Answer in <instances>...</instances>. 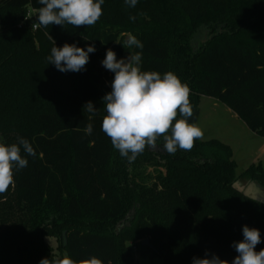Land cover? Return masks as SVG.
I'll return each instance as SVG.
<instances>
[{
	"label": "trees",
	"instance_id": "obj_1",
	"mask_svg": "<svg viewBox=\"0 0 264 264\" xmlns=\"http://www.w3.org/2000/svg\"><path fill=\"white\" fill-rule=\"evenodd\" d=\"M27 7L38 12L41 5L0 0V137L8 145L23 137L36 152L0 195V264L50 259L48 238L75 260L96 256L103 264H133L134 244L158 264H193L206 252L231 264L245 225L259 229L256 251L264 249L260 166L237 175L230 148L219 141L198 139L171 155L162 138L130 163L101 127L114 73L87 63L71 77L47 60L54 42L93 45L90 59L108 49L118 60L142 52V71H171L190 88L189 123L207 97L264 139V0H138L131 8L104 0L94 26L67 25L61 35L58 25L15 29V15ZM198 31L207 38L195 43ZM129 34L143 49L124 47ZM89 101L99 109L91 120L83 110ZM247 183L259 187L256 197L244 192Z\"/></svg>",
	"mask_w": 264,
	"mask_h": 264
},
{
	"label": "clouds",
	"instance_id": "obj_2",
	"mask_svg": "<svg viewBox=\"0 0 264 264\" xmlns=\"http://www.w3.org/2000/svg\"><path fill=\"white\" fill-rule=\"evenodd\" d=\"M37 23L48 27L65 24L75 28L94 26L103 14L104 0H38ZM128 7H135L138 0H125ZM135 21V16H130ZM85 39V38H84ZM129 49H143L144 45L129 34L124 42ZM93 45L87 49L76 44L65 43L51 48L47 57L49 64L60 72H81L89 62V53L95 52ZM142 52L129 53L126 58L117 59L116 53L108 49L102 61L103 67L114 73L111 91L103 98L106 115L102 119V131L110 138L114 149L130 163L146 148H157L158 139L163 140V149L171 155L177 150L190 151L195 141L203 138L202 129L189 123L193 116L190 103V88L173 72L161 74L157 71L141 70ZM91 120L99 109L91 101L83 108ZM90 135L92 123L84 129ZM22 152L24 155H22ZM27 156H36L32 144L23 137L10 145L0 142V195L14 186L15 172L28 165ZM243 240L233 242L237 255L231 264H264V249L256 251L261 243L260 231L245 225ZM39 264H103L96 256L75 260L69 255L42 258ZM193 264H230L216 254L205 253L203 258H193Z\"/></svg>",
	"mask_w": 264,
	"mask_h": 264
},
{
	"label": "rangeland",
	"instance_id": "obj_3",
	"mask_svg": "<svg viewBox=\"0 0 264 264\" xmlns=\"http://www.w3.org/2000/svg\"><path fill=\"white\" fill-rule=\"evenodd\" d=\"M38 12L27 7L22 14H17L16 21H14V28L21 30L25 26L31 27V31H34V26L37 30L40 25L37 23ZM59 26V25H58ZM67 28V24L64 27H54L55 33L61 35L63 30ZM207 38L206 31H198L195 35V43H199ZM104 58H89L88 63H95L96 65L103 67L102 61ZM71 77H77L79 72H68ZM54 85L50 77L47 78ZM76 103V99L72 98V104ZM199 116L196 124L202 129L204 135L201 141L216 140L227 145L232 154V160L236 164V174L240 175L249 167L260 166L264 173V139L250 132L246 126L223 104L220 102L201 97L199 100ZM1 136V135H0ZM4 138L0 137V142H3ZM4 143V142H3ZM244 192L250 196L256 197L259 193V187L254 183H247L244 188ZM47 244L53 249L55 255L63 256L65 253L60 252L58 249L59 242L53 238L46 239ZM132 246V261L133 264H158L157 261L152 260L147 256H141L137 245Z\"/></svg>",
	"mask_w": 264,
	"mask_h": 264
},
{
	"label": "water",
	"instance_id": "obj_4",
	"mask_svg": "<svg viewBox=\"0 0 264 264\" xmlns=\"http://www.w3.org/2000/svg\"><path fill=\"white\" fill-rule=\"evenodd\" d=\"M127 39V38H126ZM141 245L142 246H149V242L148 241H143L142 243H141Z\"/></svg>",
	"mask_w": 264,
	"mask_h": 264
},
{
	"label": "built area",
	"instance_id": "obj_5",
	"mask_svg": "<svg viewBox=\"0 0 264 264\" xmlns=\"http://www.w3.org/2000/svg\"><path fill=\"white\" fill-rule=\"evenodd\" d=\"M33 28H34V30H36V28H37V27H36V26H34Z\"/></svg>",
	"mask_w": 264,
	"mask_h": 264
}]
</instances>
